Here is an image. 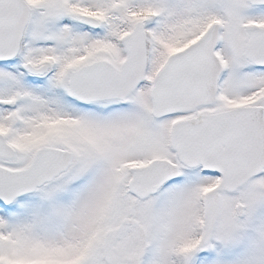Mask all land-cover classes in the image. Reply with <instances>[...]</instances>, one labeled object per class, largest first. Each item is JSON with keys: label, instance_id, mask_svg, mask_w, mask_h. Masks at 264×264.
Masks as SVG:
<instances>
[{"label": "snow or ice", "instance_id": "obj_1", "mask_svg": "<svg viewBox=\"0 0 264 264\" xmlns=\"http://www.w3.org/2000/svg\"><path fill=\"white\" fill-rule=\"evenodd\" d=\"M0 264H264V0H0Z\"/></svg>", "mask_w": 264, "mask_h": 264}]
</instances>
